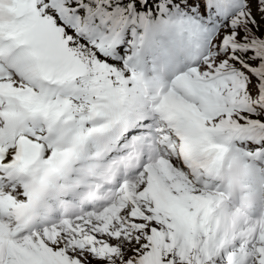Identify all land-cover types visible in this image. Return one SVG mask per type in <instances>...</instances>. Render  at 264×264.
Instances as JSON below:
<instances>
[{"label": "snow or ice", "instance_id": "snow-or-ice-1", "mask_svg": "<svg viewBox=\"0 0 264 264\" xmlns=\"http://www.w3.org/2000/svg\"><path fill=\"white\" fill-rule=\"evenodd\" d=\"M0 264H264V0H0Z\"/></svg>", "mask_w": 264, "mask_h": 264}]
</instances>
